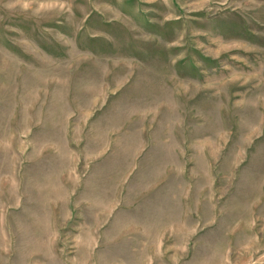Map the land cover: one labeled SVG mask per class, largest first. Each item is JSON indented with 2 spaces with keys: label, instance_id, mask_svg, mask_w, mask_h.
I'll return each mask as SVG.
<instances>
[{
  "label": "rangeland",
  "instance_id": "1",
  "mask_svg": "<svg viewBox=\"0 0 264 264\" xmlns=\"http://www.w3.org/2000/svg\"><path fill=\"white\" fill-rule=\"evenodd\" d=\"M0 264H264V0H0Z\"/></svg>",
  "mask_w": 264,
  "mask_h": 264
}]
</instances>
